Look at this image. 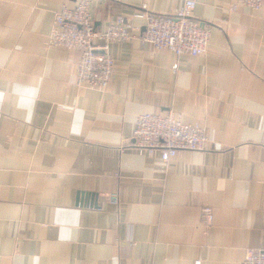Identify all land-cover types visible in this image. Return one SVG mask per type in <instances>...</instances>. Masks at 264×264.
Masks as SVG:
<instances>
[{
    "label": "crops",
    "instance_id": "0c3cea01",
    "mask_svg": "<svg viewBox=\"0 0 264 264\" xmlns=\"http://www.w3.org/2000/svg\"><path fill=\"white\" fill-rule=\"evenodd\" d=\"M184 1L92 0L90 14L101 33L117 16L143 29V5L171 15ZM193 1L204 54L112 44L97 92L76 87V51L44 46L74 0H0V264H239L264 250V3ZM169 110L204 129L206 150L163 163L130 146L138 116Z\"/></svg>",
    "mask_w": 264,
    "mask_h": 264
},
{
    "label": "built area",
    "instance_id": "2783aa9c",
    "mask_svg": "<svg viewBox=\"0 0 264 264\" xmlns=\"http://www.w3.org/2000/svg\"><path fill=\"white\" fill-rule=\"evenodd\" d=\"M253 11H259L264 0H236ZM92 0H74V5H62L53 14L50 32L44 43L46 49L62 48L79 54L74 69V83L79 88L104 92L111 82L114 60L109 46L141 39L155 51H169L176 56L198 57L205 53L211 29L193 16L195 2L184 1L171 15L152 14L146 5L133 18L145 21L144 31L133 26L127 18L117 16L106 32L96 30L90 14ZM176 66H174V69ZM207 134L196 124H186L174 117L173 111L137 117L132 144L139 153L158 154L163 163L174 159L179 152H202L207 149ZM106 201L118 205L117 193L108 194ZM207 222L210 210L203 209ZM194 264H200L196 261ZM239 264H264V250L246 249Z\"/></svg>",
    "mask_w": 264,
    "mask_h": 264
},
{
    "label": "rangeland",
    "instance_id": "374dc122",
    "mask_svg": "<svg viewBox=\"0 0 264 264\" xmlns=\"http://www.w3.org/2000/svg\"><path fill=\"white\" fill-rule=\"evenodd\" d=\"M135 13H136V12H135ZM135 13H134V14H135ZM109 24H110V23H109ZM108 27H109V25H108ZM106 31H107V30H106ZM106 31H105V32H106ZM103 33H104V32H103ZM138 40H141V39H138ZM133 41H134V40H133ZM141 41H142V40H141ZM143 42H144V41H143ZM124 43H126V42H124ZM114 44H119V43H114ZM111 45H112V44H111ZM109 47H110V46H109ZM112 73H113V72H112ZM76 87H77V86H76ZM97 92H98V91H97Z\"/></svg>",
    "mask_w": 264,
    "mask_h": 264
},
{
    "label": "water",
    "instance_id": "95a60500",
    "mask_svg": "<svg viewBox=\"0 0 264 264\" xmlns=\"http://www.w3.org/2000/svg\"><path fill=\"white\" fill-rule=\"evenodd\" d=\"M142 31H144V28L142 29Z\"/></svg>",
    "mask_w": 264,
    "mask_h": 264
}]
</instances>
